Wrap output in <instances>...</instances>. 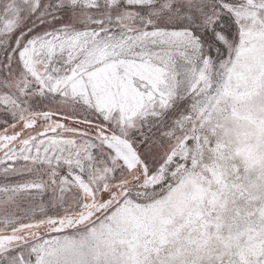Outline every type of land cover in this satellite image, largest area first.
Returning a JSON list of instances; mask_svg holds the SVG:
<instances>
[{"label":"snow or ice","instance_id":"obj_1","mask_svg":"<svg viewBox=\"0 0 264 264\" xmlns=\"http://www.w3.org/2000/svg\"><path fill=\"white\" fill-rule=\"evenodd\" d=\"M0 264H264V0H0Z\"/></svg>","mask_w":264,"mask_h":264}]
</instances>
